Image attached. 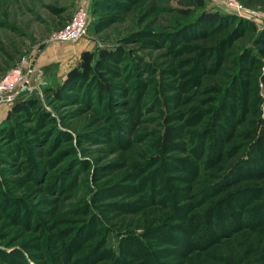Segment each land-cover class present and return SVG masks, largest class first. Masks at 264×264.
<instances>
[{"label": "rangeland", "instance_id": "374dc122", "mask_svg": "<svg viewBox=\"0 0 264 264\" xmlns=\"http://www.w3.org/2000/svg\"><path fill=\"white\" fill-rule=\"evenodd\" d=\"M203 1L0 0V264H264V7Z\"/></svg>", "mask_w": 264, "mask_h": 264}, {"label": "trees", "instance_id": "16d2710c", "mask_svg": "<svg viewBox=\"0 0 264 264\" xmlns=\"http://www.w3.org/2000/svg\"><path fill=\"white\" fill-rule=\"evenodd\" d=\"M193 2L198 6V7H203L204 6V1L203 0H193ZM256 3H258V5H260L261 7H264V0H255ZM204 20H214V21H217L219 19L218 15L216 14H205V16L203 17ZM218 30H216L211 36L210 35H206L204 37L203 40H207V41H211V39L213 40H216L217 38V32ZM214 36V37H213ZM263 54H264V47L261 49ZM107 53L106 52H102L101 53V56L99 57V60H98V63L97 65L103 61L105 62L104 60V57L106 56L107 57ZM95 60L94 58V55L89 52V51H85L83 52V55H82V59H81V62L79 63V66L77 69H74L72 72H71V77L74 78L75 75L76 76H85L87 73L91 74V73H94L96 76H98L99 78V83L101 85V88L103 90H105L106 92H108L111 88H112V85L111 83L107 80V79H103L100 77V74L97 73V71L95 70L94 67H92V63L93 61ZM223 62H228V60H225ZM218 69V68H217ZM219 73V70H216L215 72H213L212 74H218ZM251 75H249L250 77ZM256 75L251 79H255ZM210 79L211 83L210 84H215L216 82H218L219 79H215L213 76L210 77V76H207L206 77V80ZM250 80V83L252 84L253 82ZM16 98V97H15ZM16 99H21V98H16ZM19 108V105L17 104L15 109L18 110ZM184 110L188 111V109L184 108ZM233 135V133H230L228 136H222L220 137V140L224 143V145L228 142H230L231 140V136ZM170 140H171V136H170V132L167 131L166 132V135L164 136V144H169L170 143ZM222 143V144H223ZM126 149L128 151V155L129 157L131 158V160H134V156H135V148L133 147L132 144H129L126 146ZM224 153H222L219 158H218V161H219V164L220 166H216L218 168V170L222 173L224 170L227 171V163H229L228 160L225 161L224 157H223ZM219 175V174H218ZM217 175V176H218ZM239 184V181L238 180H235L233 182H230V183H227V185L223 188L225 191H229L231 192L233 189V187H235L236 185Z\"/></svg>", "mask_w": 264, "mask_h": 264}, {"label": "built area", "instance_id": "2783aa9c", "mask_svg": "<svg viewBox=\"0 0 264 264\" xmlns=\"http://www.w3.org/2000/svg\"><path fill=\"white\" fill-rule=\"evenodd\" d=\"M228 7L237 9L238 0H225ZM88 25V11L84 4L62 29L54 33L51 38L53 42L75 43L86 33ZM18 70L9 71L0 81V100L13 99L16 96V87L20 82ZM14 91V92H13Z\"/></svg>", "mask_w": 264, "mask_h": 264}, {"label": "water", "instance_id": "95a60500", "mask_svg": "<svg viewBox=\"0 0 264 264\" xmlns=\"http://www.w3.org/2000/svg\"><path fill=\"white\" fill-rule=\"evenodd\" d=\"M28 88H27V83H24V85L19 89V91L16 93L15 97H22L26 94H28Z\"/></svg>", "mask_w": 264, "mask_h": 264}]
</instances>
